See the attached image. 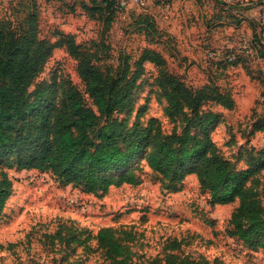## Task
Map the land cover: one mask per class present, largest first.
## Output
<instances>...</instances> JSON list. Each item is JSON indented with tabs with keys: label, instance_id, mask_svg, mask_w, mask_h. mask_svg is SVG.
I'll use <instances>...</instances> for the list:
<instances>
[{
	"label": "rangeland",
	"instance_id": "rangeland-1",
	"mask_svg": "<svg viewBox=\"0 0 264 264\" xmlns=\"http://www.w3.org/2000/svg\"><path fill=\"white\" fill-rule=\"evenodd\" d=\"M248 1L247 6L257 1L264 5V0ZM223 2L168 0L167 11L173 17L180 9L184 12L177 21H165L161 12L154 18L151 12L156 11L150 5L128 7L113 12L108 23L101 0H0V26L14 37H26L29 14L35 13L37 41L29 57L34 78L20 95L45 110L48 104L61 102L60 82L69 79L96 112L91 137L106 122L126 132L134 122L145 128L151 118L156 119L161 136L179 135L185 128L196 135L202 131L194 126L198 118L189 109L170 112L158 85L160 68L149 60L142 63L143 72L122 105L108 115L99 113L77 73L78 58L61 42L63 35H71L82 55L101 70L119 75L125 68L121 85L143 49L153 48L162 55L164 68L192 90L207 85L230 95L232 108L207 100L201 110L219 114L208 133L230 165L234 169L257 166L252 184L264 209V124L260 125L264 123V24L248 18L242 4L233 5L242 13L228 17L218 11ZM144 12L152 15L156 26L143 22ZM218 18L228 23L218 27L214 24ZM213 47L234 54L235 61L217 63L206 53ZM255 124L261 129H254ZM5 160L0 157V171L11 178L12 193L0 217V264H110L106 249L94 237L103 227L134 232L127 242L130 264H166L169 252L206 259L208 264H264V247L251 249L228 235L229 218L238 200L211 204L194 172H186L172 190L169 179L149 168L140 154L130 167L140 177L139 183L109 186L103 195H94L63 184L48 170L8 168ZM80 229L85 230L80 238L90 234L87 246L67 243ZM115 235L124 236V232L118 230ZM171 239L178 241V248H166Z\"/></svg>",
	"mask_w": 264,
	"mask_h": 264
},
{
	"label": "trees",
	"instance_id": "trees-1",
	"mask_svg": "<svg viewBox=\"0 0 264 264\" xmlns=\"http://www.w3.org/2000/svg\"><path fill=\"white\" fill-rule=\"evenodd\" d=\"M101 1L110 23L115 9L110 0ZM146 20L156 26L152 15L144 12L143 22ZM28 21V35L23 38L14 37L0 26V157L7 158L5 164L8 168L48 170L63 184L103 195L109 186L140 182V177L130 167L136 157L143 154L149 168L162 178L169 179L172 190L178 188L177 182L186 172H194L199 188L208 192L211 204L237 199L238 204L229 218L232 228L227 230L228 235L241 239L251 249L264 247V209L252 184V180L256 182L253 174L257 166L234 169L208 133L210 125L219 119V114L201 110V105L207 100L232 108L234 100L230 95L207 85L192 90L164 68L162 55L153 48L143 49L134 62V70L121 85L126 75L125 68L119 75L101 70L82 55L71 35H63L61 42L72 56L78 58L77 73L99 113L108 115L122 105L135 80L143 72L142 63L149 60L160 68L158 85L170 112L179 114L185 108L189 109L190 114L198 118L194 126L202 131L201 135H196L185 128L179 135L161 136L156 119L151 118L145 128L134 122L126 132L122 126L115 129L113 122H106L97 129L96 137H91L90 131L96 125V112L85 104L82 92L69 79L60 82L63 90L61 102L48 104L45 110L20 95L22 88L34 78L29 59L37 41L34 12L29 14ZM215 61L225 64L234 62L235 58L232 61ZM254 129L261 127L255 124ZM256 160L259 162L258 158ZM192 162L196 165L190 166ZM11 193L12 180L1 170L0 217ZM118 230L124 232V236H116ZM83 232L85 230L80 229L72 233L66 242L85 245L90 234L80 238ZM134 235L133 231L121 227H103L97 230L94 237L106 249L110 264H130L131 252L127 242ZM178 247L176 239L166 244L169 250ZM165 258L166 264H208L206 259L194 260L173 252L165 254Z\"/></svg>",
	"mask_w": 264,
	"mask_h": 264
},
{
	"label": "crops",
	"instance_id": "crops-1",
	"mask_svg": "<svg viewBox=\"0 0 264 264\" xmlns=\"http://www.w3.org/2000/svg\"><path fill=\"white\" fill-rule=\"evenodd\" d=\"M224 5L221 6L223 8H220L221 10H218V6H216L215 4H213V7H214V10L217 12L218 11H223V12H226L225 15H227L228 17H230L231 14H233L234 16H237L238 14H240V12L242 13V11H240V7H233V5H246V9H245V12L247 11L246 13V16L248 18H250L251 20H253V18L257 19L258 21L261 20V23L264 24V8H262V10H260V7H263L264 5L261 3V1H257V3H252V5L250 6H247L249 4V1L248 0H224ZM153 2H151V0H147V4L146 5H150V6H153L152 8H155L154 11H156V13L154 14L153 10L151 12V14L154 16V18L157 16L158 12H161V14H159L161 17H163L165 19V21H169L170 19L174 18L178 19V17H184V12L182 11V9H180L179 12L176 13L175 17H173V14H170L169 11H167L168 9L166 8H161L160 6L158 5H152ZM155 6V7H154ZM251 10H255V11H258V12H254V13H251ZM262 11V15L261 14H256V13H259ZM221 12H219V15H220ZM162 14L164 16H162ZM172 16V17H171ZM197 18V17H196ZM173 19V20H174ZM191 19V17L189 18ZM237 21V19H236ZM228 22H225L223 20H218L216 22H214L215 25H217L218 27L221 26L222 24H227ZM234 24V23H233ZM225 26V25H224Z\"/></svg>",
	"mask_w": 264,
	"mask_h": 264
},
{
	"label": "built area",
	"instance_id": "built-area-1",
	"mask_svg": "<svg viewBox=\"0 0 264 264\" xmlns=\"http://www.w3.org/2000/svg\"><path fill=\"white\" fill-rule=\"evenodd\" d=\"M115 11L126 9L128 7H141L147 4V0H110ZM151 2H157L160 6L164 8H169L168 0H151ZM207 55L210 58L215 60L224 59L227 61H232L235 58V55L228 52L225 53L220 49H208L206 51Z\"/></svg>",
	"mask_w": 264,
	"mask_h": 264
}]
</instances>
